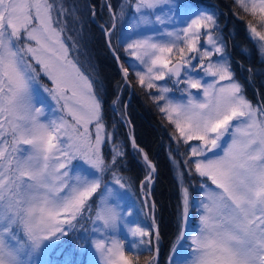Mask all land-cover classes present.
<instances>
[{"label": "snow or ice", "instance_id": "obj_1", "mask_svg": "<svg viewBox=\"0 0 264 264\" xmlns=\"http://www.w3.org/2000/svg\"><path fill=\"white\" fill-rule=\"evenodd\" d=\"M235 2L256 22L247 21L246 27L250 38H258L254 42L264 58V0ZM169 3L171 0H121L115 11L106 3L111 23L105 31L110 35L109 30L116 29L125 8L138 14L133 28L151 25L153 16L161 25L170 23L155 14ZM62 11L55 0H0V176L11 171L5 167L7 156L18 170H30L23 172L36 181L35 187L28 186L30 194L40 185L51 191L42 206L27 210L29 220L38 213L35 224L23 220L11 204L6 210L0 195V264H33L41 231L47 232V240L73 232L95 203L92 198L106 171L112 175V187H124L121 181L125 178L116 176L119 165L115 156L111 165L102 158V146L107 143L102 98L89 76L69 58V46L62 38ZM214 16L198 13L180 32L162 33L167 40L151 34L134 38L127 43L126 53L144 66V71L135 72L139 85L156 89L150 95L174 125L177 155L184 157L177 162L182 165L177 170L178 181L185 173L200 178L202 196L192 198L200 221L198 233L178 232L170 264H264V104L253 105L234 80L230 58L223 51L226 42L214 35L219 28ZM201 37L205 38L203 45ZM217 54L214 62L212 57ZM122 73L127 77L128 68L122 67ZM41 76L52 85L42 91L60 105L63 115L58 118L40 119L43 106H37L42 101L35 89ZM159 81L165 83L157 84ZM181 84L184 88L179 90L187 97L178 101L168 95L173 91L168 85ZM192 89L202 90L200 98ZM181 145L186 146L183 153L179 152ZM76 159L91 166V178L69 174ZM143 159L149 170L147 184L152 182L155 166L146 154ZM62 189L66 191L61 195ZM106 190L112 191L107 183ZM190 198L189 188L183 187L182 221L188 217ZM96 219L106 229L117 231L122 219L119 201L109 204L105 200ZM129 231L145 247L152 246L153 236L158 238V233L143 227ZM185 242H190L193 258L182 262L178 257ZM85 244L79 241L77 246ZM94 246L103 264H140L139 257L127 254L125 245L115 237L107 243L97 239ZM66 264H72L71 260Z\"/></svg>", "mask_w": 264, "mask_h": 264}, {"label": "trees", "instance_id": "obj_2", "mask_svg": "<svg viewBox=\"0 0 264 264\" xmlns=\"http://www.w3.org/2000/svg\"><path fill=\"white\" fill-rule=\"evenodd\" d=\"M190 1L195 2L196 0ZM55 2L58 7L62 5L64 8L60 14L64 24L62 38L66 39L69 46V56L93 81L94 90L98 91L99 97L102 98V115L106 125L105 137L107 140V143L102 146L103 159L106 164L111 165L115 156V162L119 165L116 175L125 178L122 182L130 184L139 202H141L139 187L144 183L149 170L139 150L130 142V124L134 128L138 146L144 149L148 159L155 162V181L150 191L155 204L156 217L158 214L159 219L156 244L159 247L160 257L156 264H167L170 255H172L170 254L171 250L176 244L177 234L181 231L182 188L188 187L191 193L190 199H196L192 195L198 194L199 189L196 188L200 178L190 177L185 173L182 183L178 181L174 163L182 170V165L177 162L184 157L177 155V143L172 138V135L175 134L174 125L156 107V103L150 95V93H155L156 89L148 90L139 85L138 78L128 63L126 46L120 37L135 12L130 8H125L122 18L116 21V29L109 30L111 33L109 43L115 54H118L123 67L128 68L129 83L133 85V91L129 95L130 85L124 83L120 68L106 44L105 29L111 20L110 9L104 5L110 4L111 10L115 11L121 0H55ZM196 2L199 3L195 6L196 9L203 7L210 14H215L214 17L219 26L218 32H221L223 40L227 43L226 47L231 53L237 79L243 84L246 94L255 95V89L264 86V60L258 53V48L255 44L253 45L247 30L244 31V22H247L245 18L243 17V20L236 26L239 35V39L236 41L234 27L231 26L236 18L234 10L241 17L248 13H245L235 0H198ZM249 18L248 21L256 23L250 14ZM257 27L259 29V26ZM128 97L129 100H127ZM258 99L261 104H264V98ZM185 150L186 146L181 145L179 152L183 153ZM117 153H119L118 156ZM103 176L104 179L101 180V183L106 185L110 182L112 175L106 171ZM95 206L84 214L85 218L79 227L82 222L92 221ZM194 212L196 215V211L193 210L192 213L194 214ZM89 215L91 216L90 220L88 219ZM75 231L79 232L76 229L55 244V249L62 246L61 256L71 249H74L73 253L77 255L78 234H75ZM153 246L152 243V246L145 247L138 241L135 249L127 247L125 250L129 255L138 256L140 264H146V261H150L154 256Z\"/></svg>", "mask_w": 264, "mask_h": 264}, {"label": "rangeland", "instance_id": "obj_3", "mask_svg": "<svg viewBox=\"0 0 264 264\" xmlns=\"http://www.w3.org/2000/svg\"><path fill=\"white\" fill-rule=\"evenodd\" d=\"M196 1L194 2L190 0H171V3L165 4L159 7L158 9H156L155 14L160 15L162 18L165 19V21L171 20L170 23H166L164 25H161L158 22H156L153 16L152 17L153 23L151 25L141 26L139 28H133L132 25L136 23L138 17V14L134 13V15L129 20L130 22L123 31L124 32L123 35L120 37L121 41L127 47V43L131 42L132 39L139 38L146 34H151L162 40H167L168 37L162 35V33L166 31L180 32L182 29L188 26V23L190 22L191 19L197 18L198 13L202 15L210 14V12L206 8L201 7L200 9H196L195 6L199 4ZM200 4L202 5L203 3L201 2ZM234 13L236 18L233 20L231 26L234 27V32L236 33V37H235V41H236V39H239L238 30L236 27L237 24L243 20V17L245 18L246 21H248V19L250 18H249V14H244L241 17L237 14V11L234 10ZM214 19L216 18L214 17ZM244 24H245L244 31L247 30L248 35L250 37L249 29L246 27L245 22ZM215 33L216 32H214V35ZM107 34L108 33H106V44H107ZM218 35L221 37L223 36L221 32H218ZM250 39L253 45L255 44V46L258 48V43L254 42V40H258V38H250ZM200 43L201 45L205 44L204 37H201ZM223 51L227 54V57L230 58V67L233 72L234 80L237 81L242 86L243 94L246 97V99H248L253 105H261V101L258 98L261 97L264 98V86L255 89L256 90L255 95L251 94L250 96L249 93L246 94L244 91L243 84L241 83L240 80L237 79L236 70L233 69V60L231 58L230 51L227 49V47L224 48ZM218 55L219 54L214 55L212 57L214 62L217 61ZM69 58L72 59L71 56H69ZM262 60H264V58ZM73 62L75 63V61ZM128 63L131 65L134 74L136 71H144V66L140 65L139 62L136 61L134 57L128 56ZM193 63H195V61ZM245 75L246 74L244 73V76ZM126 78L128 79V82H126L125 79L124 83L130 85V92H132L133 85L129 83V75ZM205 79H211V78H205ZM156 83L164 84L165 82L159 81ZM168 86L173 88V91L168 95L172 96L175 100L180 101L187 97V93H184L182 95L181 91L179 90L184 88L183 84L177 87H173L172 85H168ZM50 87H52V85L47 78L43 76L39 77V85L35 89V95L42 101V105H37L38 107L43 106L42 110L44 114L40 117L41 120L55 119L63 115V113L60 110V105L57 104L56 101L52 99L47 92L42 91V88H50ZM191 91L194 95H197L198 98H200V96L202 95V90L192 89ZM130 142H132L131 139ZM24 147L27 148L28 146H24ZM101 155L103 158L102 151H101ZM4 162H5V167L6 168L10 167L11 171L6 172L3 176H0V195H2L3 204L5 205L6 210H7V206L11 204L13 206L12 210L15 213H17L19 216H21L23 220H27L28 222L35 224L38 213H34L32 218L29 220L27 210L35 209L38 206H42L43 200L51 195V191L45 185H40L38 188H36L34 194H30L28 191V186L33 185L35 187L36 181L32 179L30 176H26L23 174V172H30V170H23V172L18 170L14 163L9 164L7 156L4 158ZM174 164H175L174 169L176 170V177H177V170L179 168L176 163ZM69 174L80 175V176L87 175L89 178H91L93 174V170L91 169L90 165H87L85 162L76 159L71 162ZM109 181L110 182L107 183V188L112 189L111 193H109L106 190V185H103L101 183L100 189L97 190V193L94 194L92 198L95 201L92 207L96 205L94 209L92 221L86 223L82 222V225L80 227L79 226L78 228L76 227V229H78L80 232L79 233L78 231H75V234H78L77 236L78 242L79 241L86 242L84 247H78L79 248L78 251L76 250L77 255L76 254L74 255L73 252H75V250L71 249L69 252L64 253L61 256L62 246L55 249V244L63 240L65 237H67V235L60 239H56L55 237H53L47 240L45 238L47 236V232L41 231L38 233V235L41 237L40 248L37 250V252L34 254L32 258L33 264H66V261L69 259L71 260L72 264H80V263L103 264V258L100 256L99 251L94 246L95 240L104 239L105 242L107 243L109 242V239L111 237H115L125 245V249L127 247L135 249L134 245H136V243L140 240V238L132 237L129 228L134 229L136 227H143L145 230L152 231L153 233L157 227L159 228L158 214L156 217L155 204L152 201L151 191H150V188L155 181L153 176L151 183L146 184V181L144 180V183H142V185L139 187L141 202H139V200L136 198L135 192H133V189L129 183L121 181L124 184V187L120 188L119 186L112 187L114 183L112 177L110 178ZM179 182L182 183V181ZM48 183L51 182L49 181ZM59 184L62 185L63 181H60ZM198 185L196 188L197 190L199 189L198 194L192 195L196 197L195 200H199V198L202 196L201 190L198 187ZM63 191H66V189L61 190L60 192L61 195L63 194ZM142 197H144L146 203L144 202ZM105 200H107L109 204H112L113 201H119L120 203V211L122 213V219L118 222L117 231H111L106 229L103 221L96 219V213H98L101 210ZM190 200L192 201H190L188 205L189 208L188 217L186 220L181 221L182 222L181 231H184L185 234H197L200 226L199 216L197 215V213L195 215V212L194 214L192 213L193 199ZM88 203H91V201H89ZM125 209L128 211H132L133 214L131 216H128L124 211ZM192 227L194 228L190 229ZM96 229H100V231H96ZM71 233L72 232H70L69 234ZM157 239H158L157 237L153 236L152 243L154 244V252L159 251L158 244H156ZM176 246L177 244L174 245V247ZM170 254H172V252ZM192 258H193L192 246L190 245V242H185L184 247L180 248V255L178 259L183 262L190 260ZM24 259L25 257L21 256V261H23ZM171 259H172V255H170L167 264H170ZM150 261L151 264L154 263V259H151Z\"/></svg>", "mask_w": 264, "mask_h": 264}, {"label": "water", "instance_id": "obj_4", "mask_svg": "<svg viewBox=\"0 0 264 264\" xmlns=\"http://www.w3.org/2000/svg\"><path fill=\"white\" fill-rule=\"evenodd\" d=\"M108 37H109V34H107V44H108V48H109V51H110V53L113 55V57H114V59H115V61H116V64L119 66V68L121 69V71H122V67H123V65L121 64V60H120V58L118 57V55H116L114 52H113V50H112V48H111V45L109 44V41H108ZM125 79H126V82H128V79L125 77ZM130 128H131V136H130V139H131V141H132V143L136 146V148L138 149V150H140L139 149V147L137 146V144H136V141H135V138H133V135H134V128L132 127V125H130ZM141 152V151H140ZM141 156H142V159H143V156H144V153L143 152H141ZM150 161V160H149ZM151 162V161H150ZM151 164L153 165V163L151 162ZM153 175V173L151 174V176ZM142 199L144 200V197H142ZM144 202H145V200H144ZM146 203V202H145ZM157 230H158V228H156L155 230H154V233H157ZM156 237V236H155Z\"/></svg>", "mask_w": 264, "mask_h": 264}, {"label": "bare ground", "instance_id": "obj_5", "mask_svg": "<svg viewBox=\"0 0 264 264\" xmlns=\"http://www.w3.org/2000/svg\"><path fill=\"white\" fill-rule=\"evenodd\" d=\"M113 52H114V50H113ZM120 71H121V69H120ZM121 74L123 75L122 71H121ZM123 77H124V80H125V76H124V75H123ZM131 93H132V92L129 91V95H131ZM129 95H128V96H129ZM129 97H130V96H129ZM129 97H128V100H129ZM130 136H131V135H129V137H130ZM133 138H135V135H133ZM135 141H136V138H135ZM136 144H137V141H136ZM137 146H138V144H137ZM138 147H139V146H138ZM139 149H141V148L139 147ZM142 150H143L142 152H143L144 154H146L145 151H144V149H142ZM139 152H140V151H139ZM140 154H141V152H140ZM148 160H150V159H148ZM150 161H151V162L153 163V165L155 166V162H153L152 160H150Z\"/></svg>", "mask_w": 264, "mask_h": 264}]
</instances>
